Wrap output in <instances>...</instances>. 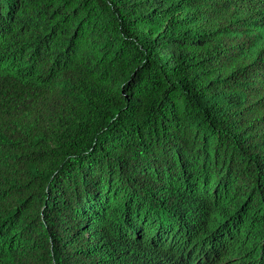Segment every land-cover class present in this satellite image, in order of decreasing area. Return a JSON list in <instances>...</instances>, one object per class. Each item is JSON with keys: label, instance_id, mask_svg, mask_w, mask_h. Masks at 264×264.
I'll return each instance as SVG.
<instances>
[{"label": "trees", "instance_id": "16d2710c", "mask_svg": "<svg viewBox=\"0 0 264 264\" xmlns=\"http://www.w3.org/2000/svg\"><path fill=\"white\" fill-rule=\"evenodd\" d=\"M0 264H264V0H0Z\"/></svg>", "mask_w": 264, "mask_h": 264}]
</instances>
